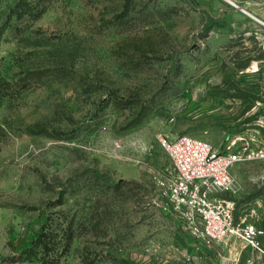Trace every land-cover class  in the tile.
Wrapping results in <instances>:
<instances>
[{"label":"rangeland","instance_id":"374dc122","mask_svg":"<svg viewBox=\"0 0 264 264\" xmlns=\"http://www.w3.org/2000/svg\"><path fill=\"white\" fill-rule=\"evenodd\" d=\"M233 1L0 0V264H264L239 237L200 239L165 194L162 138L264 137L242 10L262 0ZM232 175L219 197L264 228V161Z\"/></svg>","mask_w":264,"mask_h":264},{"label":"built area","instance_id":"2783aa9c","mask_svg":"<svg viewBox=\"0 0 264 264\" xmlns=\"http://www.w3.org/2000/svg\"><path fill=\"white\" fill-rule=\"evenodd\" d=\"M236 7H239L235 3ZM256 16L242 8L258 24L252 32L260 53L264 54V0ZM264 61V58H263ZM174 167L175 176L166 189L168 203L180 211L195 235L207 242H221L239 237L248 245L264 247V228L248 219L235 220L236 202L224 200L220 194L234 186L232 168L240 163L264 161V137L246 133L224 152L203 140L188 135L173 140L161 139Z\"/></svg>","mask_w":264,"mask_h":264},{"label":"trees","instance_id":"16d2710c","mask_svg":"<svg viewBox=\"0 0 264 264\" xmlns=\"http://www.w3.org/2000/svg\"><path fill=\"white\" fill-rule=\"evenodd\" d=\"M42 238L44 240H42ZM39 245L42 246V248H44V250L46 249L47 252L50 250L49 243L46 242V235L45 234L41 237V240L39 241ZM51 262H52V264H55L54 261L51 259V257L48 256V253H47L46 257L41 259V264H51Z\"/></svg>","mask_w":264,"mask_h":264},{"label":"bare ground","instance_id":"6f19581e","mask_svg":"<svg viewBox=\"0 0 264 264\" xmlns=\"http://www.w3.org/2000/svg\"><path fill=\"white\" fill-rule=\"evenodd\" d=\"M226 1H228L229 3H231V4H233V5H236V4H235L236 2H234L233 0H226ZM252 17H254V16L252 15Z\"/></svg>","mask_w":264,"mask_h":264}]
</instances>
